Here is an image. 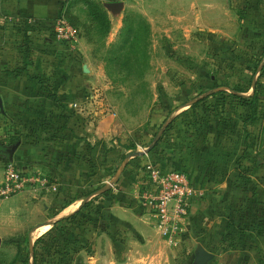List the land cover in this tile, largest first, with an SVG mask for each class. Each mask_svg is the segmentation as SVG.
Listing matches in <instances>:
<instances>
[{"label":"crops","instance_id":"0c3cea01","mask_svg":"<svg viewBox=\"0 0 264 264\" xmlns=\"http://www.w3.org/2000/svg\"><path fill=\"white\" fill-rule=\"evenodd\" d=\"M151 3L143 5L141 26L156 39H187L193 33L219 39L216 33L230 30L234 40L221 39V46L264 54V0ZM127 11L128 0H0V185L7 165L39 172L45 183L0 202V248L5 238H10L7 246H23V239L12 237L29 232L31 249L22 262L33 264L35 242L81 209L83 200L112 180L122 160L135 151L107 146L113 137L135 132L102 116L106 108L97 111L98 105L102 109L98 92L106 82L94 47L107 50L118 43L115 54L121 55L125 43L133 45L129 39L137 33ZM59 19L76 33L73 48L53 40ZM230 95L226 103L233 96L244 98L236 90ZM86 111L93 114L91 121L83 118ZM16 115L30 116V121L14 126ZM237 120L244 131L247 122L241 115ZM198 127L194 142L186 141L185 129L158 154L162 170L187 174L197 189L184 242L171 244L160 236L155 220L139 209L143 179L135 181L139 175L133 158L112 189L86 203L106 205L101 209L104 222L97 216L92 227L75 225L74 239L57 245L56 256L68 257L63 264H191L198 246L214 255L210 264H264V192L257 184L261 170L252 168L245 148L237 146L239 130H224L219 138L211 127ZM134 147L141 161L152 148ZM114 148L125 152L118 160Z\"/></svg>","mask_w":264,"mask_h":264},{"label":"rangeland","instance_id":"374dc122","mask_svg":"<svg viewBox=\"0 0 264 264\" xmlns=\"http://www.w3.org/2000/svg\"><path fill=\"white\" fill-rule=\"evenodd\" d=\"M151 1L128 0L126 14L129 20L134 21L131 26L137 34H133L129 39V42L133 40L132 46L124 44V52L119 53L121 55L115 54V50L117 52L120 46L118 43L107 50L98 47L99 44L94 47L96 52L94 57L101 67L100 73L103 74V80L106 82L105 87L98 92L97 101L101 100L102 109L98 105L97 111L106 108L107 111H103L102 116L109 117V120L114 121L123 130L128 126L135 132L133 136L126 134L117 140L113 137L108 141L107 146L152 148L161 146L162 148V143L167 141V138L170 143V140L177 134H182L185 129L188 130L185 133L186 141L194 142V137L200 132L198 129L200 125L207 129L211 127V134L219 138L224 137V130H239L237 146L245 148V157L249 165L261 170L257 184L264 192V65L262 64L264 54L255 55L240 49L233 51L231 47L221 46V39L233 38L234 31L230 30L216 33L219 39L209 38L207 35L198 37L197 33H193L187 39L184 37L173 40L164 37L156 39L146 28L143 31L139 29L141 24H145L140 17V13L146 9L143 5H151ZM216 42L220 43L216 44ZM62 46L69 48L67 45ZM259 68L260 71H257ZM251 82H256L255 95L251 103L255 112L253 119L245 124L242 131L241 122L237 120L234 123L233 120L239 119L240 115L246 119L250 113L236 105L233 99H227L226 103V98L231 96L233 90L247 98L251 94L249 90ZM222 98H225V101L220 103ZM185 106H188V109ZM181 107L183 108L179 110ZM174 110L179 111L171 116ZM184 110H187V113H182ZM20 116L13 117L17 122L14 126L20 127V124L30 121V116ZM82 116L88 121L93 114L86 111ZM169 121L171 123L167 127L168 130L162 133ZM191 130L192 132L189 133ZM139 151L143 152V156L147 153L145 148ZM123 154L124 151L114 148V160L120 159ZM134 160L137 164L143 161L139 158ZM137 169L139 174L138 170L136 174L139 178H136V182L143 179L140 175L142 165L141 167L137 165ZM46 230L48 229H42L43 232ZM54 234H57L56 230ZM28 235L29 232L26 231L12 237V239H23V246H7L10 238L3 239L0 264H23L22 259L31 249L28 246ZM57 245L59 243L51 245L50 248L46 246L44 250L39 249L36 255L37 264H58V260H62L61 264H63V259L68 257L62 255V259H59L56 256L58 251L54 253V250ZM14 254L16 259L13 262Z\"/></svg>","mask_w":264,"mask_h":264},{"label":"built area","instance_id":"2783aa9c","mask_svg":"<svg viewBox=\"0 0 264 264\" xmlns=\"http://www.w3.org/2000/svg\"><path fill=\"white\" fill-rule=\"evenodd\" d=\"M53 40L59 45L73 48L76 33L64 20L59 19L53 27ZM141 176L144 180L139 194V209L155 220L160 236L171 244L184 242L197 189L187 174L166 172L150 163L142 167ZM44 184L39 172H23L7 165L0 185V202Z\"/></svg>","mask_w":264,"mask_h":264},{"label":"trees","instance_id":"16d2710c","mask_svg":"<svg viewBox=\"0 0 264 264\" xmlns=\"http://www.w3.org/2000/svg\"><path fill=\"white\" fill-rule=\"evenodd\" d=\"M91 13V11H90ZM139 29H141L142 31L144 30L143 26L140 25ZM255 95V94H254ZM254 95L252 97L249 98H241L238 96H233V100L236 102V100H239V107H241L242 109H245V111H249L250 116L246 119H244V123L245 122H249L250 120H252L253 116H254V112L255 109L253 107V105L251 104L253 102L254 99ZM247 105V106H246ZM175 111V110H174ZM168 141V138H167ZM167 141L162 143V147H165L166 145H168ZM146 147V146H144ZM161 146H155L154 148H151L148 153H147V158H144L143 162H138V166L144 167L146 165V163H150L155 167H160V163H159V158H158V154H159V148ZM127 150H135L134 146H129L128 148H126ZM226 157H228V155H225ZM139 169V168H138ZM244 181L246 183H248L247 180L244 179ZM121 191V190H119ZM89 193H87L86 195H88ZM107 195L111 198V192H108ZM112 199V198H111ZM101 209H106V205L103 203H100L98 205H93L92 203L90 204H86L85 206L81 207V209H79L77 212H75L74 214H72L71 216L65 218L64 220L60 221L62 223V225L56 227V231L57 234L55 235L54 233H49L48 236L43 239V238H39L33 247V264H37L36 262V255L38 253V250L42 248V250H44L46 248V246L50 248L51 245L59 243L61 244L63 241H70L73 238V233H75V228L74 226H94L95 225V218H97L98 216V221L101 224L102 222H104L105 220V216L103 215V213H101ZM84 212V213H82ZM59 222V223H60ZM56 225V224H55ZM23 264H27V259L23 260Z\"/></svg>","mask_w":264,"mask_h":264},{"label":"water","instance_id":"95a60500","mask_svg":"<svg viewBox=\"0 0 264 264\" xmlns=\"http://www.w3.org/2000/svg\"><path fill=\"white\" fill-rule=\"evenodd\" d=\"M255 89V82H252V93ZM1 103H0V109H1ZM140 156L139 152H132L128 154L121 162L119 168L117 169L114 177L112 180H110L105 186H103L101 189L95 191L94 193L90 194L88 197H86L82 204L81 207L84 206L88 201L92 200L93 198L102 195L103 193L109 191L112 189V187L118 182L121 174L123 173L124 169L127 167L128 163L130 162L131 159L136 158ZM50 225V224H49ZM214 259V255L205 250L202 246H198L197 250L194 252L193 259L191 264H210L212 260Z\"/></svg>","mask_w":264,"mask_h":264}]
</instances>
